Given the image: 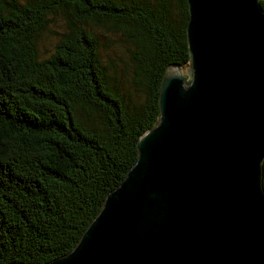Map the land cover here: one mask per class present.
I'll return each instance as SVG.
<instances>
[{
  "label": "trees",
  "instance_id": "16d2710c",
  "mask_svg": "<svg viewBox=\"0 0 264 264\" xmlns=\"http://www.w3.org/2000/svg\"><path fill=\"white\" fill-rule=\"evenodd\" d=\"M189 16L187 0H0V264L78 245L158 121L167 68L190 66ZM109 34L135 48L138 95L103 57Z\"/></svg>",
  "mask_w": 264,
  "mask_h": 264
},
{
  "label": "water",
  "instance_id": "95a60500",
  "mask_svg": "<svg viewBox=\"0 0 264 264\" xmlns=\"http://www.w3.org/2000/svg\"><path fill=\"white\" fill-rule=\"evenodd\" d=\"M187 2L190 79L167 68L136 163L45 264H264V0Z\"/></svg>",
  "mask_w": 264,
  "mask_h": 264
},
{
  "label": "rangeland",
  "instance_id": "374dc122",
  "mask_svg": "<svg viewBox=\"0 0 264 264\" xmlns=\"http://www.w3.org/2000/svg\"><path fill=\"white\" fill-rule=\"evenodd\" d=\"M53 31L61 32L63 30V22L57 17L51 25ZM104 35V33H103ZM40 44L39 48L42 52L53 51L58 39V35L54 32H48ZM135 48L128 38L120 34H109L102 40V54L106 59V63L113 60L116 63L117 77L121 79L124 88L132 90L138 95L137 89L142 85V78L137 75L136 63L134 62ZM184 74L190 79L187 71Z\"/></svg>",
  "mask_w": 264,
  "mask_h": 264
}]
</instances>
